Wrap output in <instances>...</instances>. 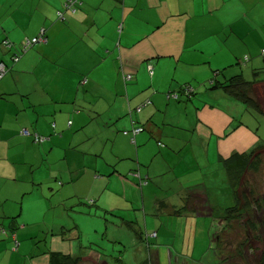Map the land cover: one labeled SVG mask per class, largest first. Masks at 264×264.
I'll list each match as a JSON object with an SVG mask.
<instances>
[{"label":"crops","instance_id":"crops-1","mask_svg":"<svg viewBox=\"0 0 264 264\" xmlns=\"http://www.w3.org/2000/svg\"><path fill=\"white\" fill-rule=\"evenodd\" d=\"M23 1L22 16L13 25L4 23L0 30V63L11 69L0 81L1 251L11 256L18 248L20 252L22 243L35 237L31 224L48 226V220L67 218L72 228L51 225L50 250L40 263L47 264L49 253L58 252L80 264H109L98 246L91 241L84 246L82 228L71 215H85L81 200L90 185L92 191L98 184L99 190L110 188L118 198L123 193L126 206H134L129 191L136 190L140 176L146 179L141 187L143 222L135 217L127 226L136 235L132 229L136 224L141 232L143 237H136L145 241L141 247L149 253L147 264H159L154 241L162 231L152 229L166 223L162 217L153 221L146 212L145 192L152 187L151 181H157L154 187L161 189L164 175L171 171L177 197H155L153 210L160 201L170 206L182 203L187 192L202 193L212 207L211 195L220 205H230L234 198L220 160L264 142L261 131L245 122L240 108L234 116L222 105L238 107L236 102H241L211 86L213 81L217 84L242 75L248 81L257 79L254 88L262 87L257 92L264 97V0ZM69 1L75 3L67 9ZM42 28L47 42L35 45L13 67L10 58L20 54L24 40L35 38ZM6 40L12 44L10 50ZM119 69L133 76L130 83H123ZM185 86L194 89L190 99L181 94L179 100H169V93ZM147 102L137 113L136 108ZM260 113L264 116V110ZM133 126L143 128L134 141L120 134V129L131 131ZM231 128L235 129L227 136ZM23 129L46 140L35 144L20 135ZM87 129L105 134L87 146V135H82ZM105 153L111 157L112 173L121 177L117 183H122V190L116 189L117 183L104 186L103 173L109 170L98 165L97 158ZM150 155L160 157L157 162L165 165L154 169L148 165L150 158L144 160ZM119 160L133 164L121 166ZM201 170L204 174L198 178ZM220 192L226 202L217 200ZM31 194L33 205L25 213ZM45 199L63 216L49 219L51 211L45 212L41 205ZM106 208L113 215L119 210L109 202ZM163 215L179 219L183 232L198 218H211L198 213L173 217L167 209ZM147 233L157 235L146 240ZM81 247L93 254L76 253Z\"/></svg>","mask_w":264,"mask_h":264},{"label":"rangeland","instance_id":"rangeland-1","mask_svg":"<svg viewBox=\"0 0 264 264\" xmlns=\"http://www.w3.org/2000/svg\"><path fill=\"white\" fill-rule=\"evenodd\" d=\"M25 1L23 0H2L0 4V8L2 6V9H0V30L4 23H7L8 25H13L15 23V20L22 16L23 12V4ZM25 12H28V10H25ZM257 31H254V34H257ZM264 42V38H263ZM11 61V58H10ZM12 63V62H11ZM13 65V64H12ZM16 65V64H15ZM13 65V67L15 66ZM246 67V66H245ZM237 68H244V65H238ZM120 76L123 80L124 77H126V74L123 75L121 73V69H119ZM252 71L248 72L247 76L251 74ZM116 78V77H115ZM245 78V77H244ZM264 78V73L263 77ZM247 80V79H246ZM252 79H250L251 81ZM123 83L124 80H123ZM130 83V82H128ZM124 86V85H123ZM262 90V87L257 88V90ZM261 103L262 111L264 110V97L262 95V99L260 97H257ZM261 99V100H260ZM263 100V101H262ZM238 107H236L234 104L229 103H222L224 108L232 112L234 116H237L239 114V108L242 110V113H244V119L247 124H250L254 126L255 129L260 130L261 134L264 137V116H259L258 114L256 116L251 115L249 111H247L243 104L236 102ZM242 118V116H241ZM257 118V119H256ZM110 131V130H108ZM85 132V131H84ZM82 132V135H87V137L84 140H87L84 145L91 146L96 143V136H103L105 133L104 131L101 133L99 130H86V133ZM120 134H122V129L119 130ZM90 139H89V138ZM110 146H112V142L110 141L108 143ZM103 147V145H102ZM107 151L110 152L109 149ZM134 151V150H133ZM149 151V150H147ZM154 153V152H152ZM153 155H150V157L145 158L144 160H148V165H151L154 169L159 167L161 164L164 163H158L157 160L160 159V157H152ZM143 157V156H142ZM99 161H97L98 165H101L104 170H109L107 173H103L105 178L107 180L104 182V186H109L117 183L118 178L121 180V177L118 174L112 173L111 169V157L105 153L102 157L97 158ZM121 159V158H120ZM121 166H127L132 165L131 160L124 161L119 160L118 161ZM136 165V164H134ZM165 165V164H164ZM176 164L173 163V167ZM147 167V164H144V168ZM171 167V168H173ZM56 169L60 168V165H56ZM115 168V167H113ZM166 170H169V167L167 166ZM111 172V173H110ZM188 173V172H186ZM262 174L256 178V180L253 182L256 186V191L258 194L255 198L264 199V166L262 169ZM110 174V176L108 175ZM204 174V171H199L196 176L198 178H201V175ZM212 176V174H210ZM128 177V175H127ZM130 178V177H128ZM165 178L167 180H165ZM206 178V177H205ZM212 179V177H209ZM109 179L111 181H109ZM204 179V178H203ZM216 181L222 184V179L216 176ZM180 180V179H178ZM157 181L153 180L151 181L152 187L147 189L145 192V203L147 207V214H151L149 216L153 221H156V218L162 217L164 218L163 222L166 223L165 226L161 227V225L155 229H152V232L158 231L161 229L162 236L159 237V239H156L154 241L155 249L159 252V264H219L220 258L217 256L218 252L221 253L223 256L231 255L233 258H237V260L232 261V263H241V264H252V261H258L261 254L264 253V207L261 209L253 208L250 215L244 216L241 221L239 222H233V226H225L226 223L223 221H219V217H213V218H198V222H195L192 224L187 231H184L181 229V226L179 225V219L176 218H168V216L163 215V213H159L158 211L153 210L154 198L163 196V197H174L176 195L173 191L172 186V174L171 171L167 172L164 175V178L161 181V189L160 185L154 187ZM134 183V182H133ZM117 190H122V183H117ZM135 184V183H134ZM136 190H130L129 195L134 198L133 202L134 206H126V202L123 197V193L120 194V197H116V193L112 190L106 189V188H100V184L96 185L95 191H92L91 185L87 188V191L83 197V200H81L86 208L85 209V215L78 216L75 213H72V218L76 220V222L81 226V232L83 234V240H85L84 246H89L90 241L92 242L91 245L98 246L105 254V259L109 264H147V260L149 259V253L146 250V248L142 245H144L145 241L139 242L134 234V232L127 226L128 221H134L135 217H140L142 222L144 215L142 212V198H141V188L135 184ZM227 187V186H226ZM145 189V186H144ZM174 190H176L174 188ZM231 191V190H230ZM37 194V192H36ZM95 194L98 198H93V195ZM29 201L30 203L26 207L25 213L29 212L31 209L33 202V195H29ZM227 198V196H226ZM217 200L219 202H226V199L224 198V194L222 192L218 193ZM107 202L113 205V207H117L119 210L115 211L116 215H113V212H108V209L106 208ZM211 202L214 205V208L216 210H219L223 212L220 209L222 206L227 208L233 205V203H230L228 205H220L217 201H213L212 195H211ZM90 203V206L87 204ZM193 203V201L191 202ZM42 209L46 211L47 208L51 212H49V219L56 218L59 219L58 216H63L61 213V210H54L51 209V205L49 204V201L45 199L43 201ZM196 211H198V215L200 216H210L211 210L202 206L203 203L198 204L195 203ZM202 206V207H201ZM135 207V209H134ZM200 207V208H199ZM253 218L258 223V230L256 232L249 231L247 235H244V231L246 230V226H243L246 221L249 219V217ZM123 219V220H122ZM61 221H55V220H48L49 223L48 226L44 225V222H41L40 225H34L31 224L29 226L30 229H33L35 232V237L31 241H27L22 243V248H19L15 251L16 255L11 256L10 254H4L1 250V244L0 241V264H30V261L37 262L36 264H42L40 263L44 259V253L50 250L51 246V239L53 236L51 235V225L56 224V229H60L62 227L71 226L72 228V221L64 218L59 219ZM142 222H139L142 224ZM158 222V221H157ZM160 223V222H158ZM203 223L206 225L204 228ZM197 225V227H196ZM242 226V228L240 227ZM134 227L137 229V225L135 224ZM224 227V228H223ZM241 229H238V228ZM223 228L222 232L220 230ZM227 229V230H226ZM205 230V232H204ZM168 231V232H167ZM221 233L222 243L221 247L222 249L219 251L218 242L212 241L211 237L213 235H217L218 233ZM39 234V236H37ZM152 234V233H151ZM10 236V234H8ZM248 240V243L246 246L243 245V241ZM8 240V239H7ZM164 240V241H163ZM8 243V242H7ZM73 243H77L76 241H73ZM154 243H150L153 245ZM145 245H149L148 242H146ZM150 245V246H151ZM247 245H249L253 250H250L251 252H247ZM12 246V245H11ZM82 249L77 248L76 253L86 254L90 252L92 255V251H88L89 249H85L81 247ZM12 251V248H11ZM241 251L242 259H239L237 257V253ZM254 251V252H253ZM12 253V252H11ZM253 253L255 256L252 257L250 254ZM122 260V262L118 261Z\"/></svg>","mask_w":264,"mask_h":264},{"label":"trees","instance_id":"trees-1","mask_svg":"<svg viewBox=\"0 0 264 264\" xmlns=\"http://www.w3.org/2000/svg\"><path fill=\"white\" fill-rule=\"evenodd\" d=\"M72 7L73 6L71 5H69L68 7L66 6L67 9H70ZM60 15L63 16V14L59 13L58 15L59 18L62 19ZM43 35H44L43 36L44 39L39 41V43L37 44L47 42L46 33H44ZM37 36H40V32ZM6 41H7V45H11V43L8 40ZM22 55H23L22 51L20 54H14L11 60L12 64L15 65L17 62H19L20 57H22ZM16 58L18 59L16 60ZM4 66H5L6 71L4 72L1 80H3L5 76L11 70L6 64ZM216 73H218V71ZM261 73L258 72L256 74L260 75ZM132 79H133V76H132ZM123 80L125 83L131 82V80L128 81L125 77L123 78ZM256 82H259V81L257 79H254L253 81H248L242 75H236L228 79L226 82H218L216 84L215 81H213L212 89L222 90L224 93L239 100L241 103L244 104L245 109L249 111L251 115L256 116L257 114H261L260 112H262L261 103L259 99L257 98L256 89L254 88V86L256 85ZM147 105L148 104L146 103L145 105L143 104L137 107L136 112L140 113L141 110ZM138 109L140 111H138ZM134 122L135 121H132V124H134ZM134 128H137V127L133 126L132 129ZM234 129L235 128L233 129L231 128L226 135L228 136ZM28 131L30 133L29 136L23 135L21 131H20V135L24 137L32 138L35 144H39V142L41 144L42 142L45 141V139L42 137L44 140L36 143L34 139V134H37V133L31 132L30 130ZM122 134L125 135L124 131L122 132ZM128 136L130 137V139H133L131 138V135H128ZM220 162L223 165L225 172L227 173V178L230 183L231 190H232V195L234 198V203L232 206L225 208L224 210H222L223 212H221L219 210H216L214 207H212L207 201V198L202 193L201 194H196V193L189 194L187 192V194H185L182 198V203H176L175 206L174 205L170 206L167 204L168 202L160 201L157 203L156 211H158L159 213L160 212L163 213L167 209L168 211L171 212V215H173V217H177V216L179 217L185 214L198 213L196 211L197 205L195 206V203L196 202L198 204L203 203L202 206L204 207L210 206L211 218L215 217L216 215V217H219L218 222L223 221L224 223H226L225 226L226 225L233 226L232 224L233 222H239L244 216L250 215L253 208H256L258 210L264 207V199H261L262 201H260V199L255 198L258 193L255 192L256 186L253 183L256 180V178H258L262 174L261 172L264 166V142H260L254 149H252L249 152H244V153L235 152L228 159H221ZM138 178L136 179L138 182L137 185H139V187L141 188L143 187L144 181H146V179H142L140 176H138ZM169 198L171 199L173 198L174 200L177 199V197L175 196L169 197ZM192 201L193 203H191ZM169 206L172 208H170ZM220 209H223V208L221 207ZM127 224L130 227V225L133 223L128 222ZM263 224H264V220H263ZM243 226H246L244 235H247L249 231L256 232V230H258V223L253 218H251V216L249 217V219L246 221V223ZM240 227L242 228V226ZM240 227L238 229H241ZM223 228L220 230V232H222ZM132 229L136 232V235L139 238L143 237L141 232L136 230L135 227H132ZM220 232L217 235H213L211 237L212 241L214 240L218 242L219 251L222 249L221 247L222 238H221ZM150 237H152L151 234L147 233L146 240H149ZM247 243H248V240L246 239L245 241H243V245L241 246L244 247L246 246ZM250 250H253V249L249 245H247V252L250 253L251 252ZM244 255H242L241 251L237 253V257H239V259H242ZM250 255L252 257L255 256L253 253H251ZM217 256L220 258L219 264H233L232 261L237 260V258H233L229 254L228 256H223L221 253L218 252ZM47 264H80V261L74 260L70 256H67V257L63 256L58 252H50L48 255ZM238 264H241V263H238ZM252 264H264V253L260 255L257 262L252 261Z\"/></svg>","mask_w":264,"mask_h":264},{"label":"clouds","instance_id":"clouds-1","mask_svg":"<svg viewBox=\"0 0 264 264\" xmlns=\"http://www.w3.org/2000/svg\"><path fill=\"white\" fill-rule=\"evenodd\" d=\"M74 3L75 2H73V1H69V2H67L66 3V6L68 7L69 5H71V6H73L74 5ZM60 17L63 19V16H61L60 15ZM44 33H46V29H44V28H42L41 29V31H40V36H37V37H35V38H32V39H25L24 40V42L21 44L22 46H21V49H22V52H23V54H25V53H27L29 50H30V48H32V47H34V45L35 44H37V43H39V41H41V40H43L44 38H43V34ZM4 45L7 47V48H9V49H11L12 48V44L11 45H7V41H5L4 42ZM18 58H16V60H17ZM0 64H3V63H0ZM3 65H5V64H3ZM128 75H130V74H128ZM126 76H127V74H126ZM212 84L213 83H211V86H212ZM187 89H191L192 91L190 92V93H187ZM185 95L186 97H188L189 99L193 96V94H194V89L192 88V87H190V86H185L184 88H182L179 92H176V93H169L167 96H168V98H169V100L170 99H175V100H179V97H180V95ZM256 94H257V97H258V92H257V90H256ZM177 96V97H174V96ZM147 104H149V102H147ZM137 128H141V127H137ZM143 129V128H142ZM133 130V129H132ZM132 130L131 131H124V133L125 132H127L128 133V135H130L131 134V132H132ZM127 135V136H128ZM132 138V137H131ZM156 236V234L154 233L153 235H152V237H155Z\"/></svg>","mask_w":264,"mask_h":264},{"label":"built area","instance_id":"built-area-1","mask_svg":"<svg viewBox=\"0 0 264 264\" xmlns=\"http://www.w3.org/2000/svg\"><path fill=\"white\" fill-rule=\"evenodd\" d=\"M5 71H6L5 66H4L3 64H0V80H1V78L3 77V74H4ZM125 78H126L128 81H130V80H132V75H127ZM191 91H192L191 89H187V93H190ZM174 97H177V96L175 95ZM138 111H140V110L138 109ZM142 131H143L142 128H134V129L132 130L131 134H130L131 137L133 138L132 141H134V137H135L137 134H139L140 132H142ZM21 133H22L23 135H25V136H29V134H30L29 131H28V130H25V129H23V130L21 131ZM125 135H128V133L125 132ZM34 139H35L36 142H39V141H43V140H44L42 137H40V136L37 135V134H34Z\"/></svg>","mask_w":264,"mask_h":264},{"label":"bare ground","instance_id":"bare-ground-1","mask_svg":"<svg viewBox=\"0 0 264 264\" xmlns=\"http://www.w3.org/2000/svg\"><path fill=\"white\" fill-rule=\"evenodd\" d=\"M263 53H264V51H263ZM38 135V134H37ZM46 140V139H45ZM36 143H38V142H36ZM43 143V142H42ZM39 144H40V142H39Z\"/></svg>","mask_w":264,"mask_h":264}]
</instances>
